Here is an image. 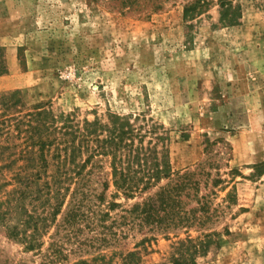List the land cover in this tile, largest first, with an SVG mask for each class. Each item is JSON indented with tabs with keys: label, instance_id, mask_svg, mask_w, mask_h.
<instances>
[{
	"label": "rangeland",
	"instance_id": "rangeland-1",
	"mask_svg": "<svg viewBox=\"0 0 264 264\" xmlns=\"http://www.w3.org/2000/svg\"><path fill=\"white\" fill-rule=\"evenodd\" d=\"M194 1L171 0L165 9L147 13L89 0H0V71L7 67L0 74V97L18 91L13 101H21L10 109L0 105V118L48 103L56 116L72 114L81 126L99 121L111 127L121 116L143 134L153 130V136L164 138L157 147L168 153L174 171L205 165L227 181L228 190L216 203L230 190L236 197L211 226L219 233L220 247L198 255L196 264H264V0H226L238 8L233 22L224 19L221 0H207L201 14L185 19V7ZM208 137L217 140L209 150ZM146 139L147 144L152 137ZM4 140L0 135V197L13 192L15 213L6 221L19 225L21 239L9 237L3 223L0 262L56 264L50 262L49 248L59 242L65 255L57 264L80 259L171 264L187 233L151 239L148 231L135 230L106 245L92 241L97 232L86 227L71 235L56 229L57 220L43 210L45 199L37 191L42 181L26 194L14 192L23 188L11 180L20 148L6 149L10 142ZM88 156L82 154V161ZM101 165L100 176L111 179L110 158ZM233 169L240 174H232ZM113 192L114 187L109 199ZM140 200L121 202L127 206ZM29 214L31 226H25L22 219ZM47 215L50 221L44 220ZM35 222L43 223L36 239L40 245L27 250L22 237L34 234ZM132 251L139 254L129 262Z\"/></svg>",
	"mask_w": 264,
	"mask_h": 264
},
{
	"label": "trees",
	"instance_id": "trees-1",
	"mask_svg": "<svg viewBox=\"0 0 264 264\" xmlns=\"http://www.w3.org/2000/svg\"><path fill=\"white\" fill-rule=\"evenodd\" d=\"M89 1L104 3L123 12L155 13L165 9L171 0ZM209 4L207 0L191 2L185 7V19H193ZM220 5L224 10V19L233 22L240 16L232 1L221 0ZM229 11L233 13L232 19L229 18ZM6 72L7 67H4L0 74ZM18 95V91L2 95L0 105L6 109H10L9 105L13 103L19 105V99L13 101ZM1 100H5L6 105ZM15 112L17 115L4 113L0 118V135L10 142L6 149L14 145L20 148L15 153L18 158L12 160L18 165L11 180H18L25 190L17 188L14 192L26 194L32 185H39L42 181L37 191L45 199L43 210L47 214L53 212L57 220L56 229H67L71 235L86 227L97 232L92 241L102 240V244L106 245L111 244L110 240L117 243L119 239L127 238L135 230L148 231L153 234L151 239L156 235L180 236L181 232L187 233L186 238L179 239L171 264H196L198 255L208 253L212 247H220L221 240L215 238L219 233L211 226L236 202L235 194L230 190L223 202L216 203L220 192L228 190L227 181L220 173L214 177L205 165L174 171L168 153H161L157 147L158 141L164 138L153 136V130L143 134L130 123L128 117L116 116L111 127L99 121H85L81 126L72 114H64L60 118L56 116L48 103L36 104L26 113L23 110ZM148 136L152 139L146 144ZM206 142L209 150L217 140L208 137ZM87 152L89 156L82 161V154ZM106 158H110L108 176L111 179L104 180L100 169L101 162ZM231 173L236 175L239 172L233 169ZM112 187L114 192L109 199ZM12 193L3 192L0 197V227L7 226L6 219L14 216L16 204L11 200ZM21 196H14V200L19 202ZM136 198L141 200L127 206L121 202L122 199L130 202ZM60 214L62 219L58 220ZM31 218L33 216L29 214L30 220L22 219V224L31 226ZM44 220L51 219L48 216ZM32 225L35 226L34 234H27L26 230L23 232L27 234L22 237L28 243L27 250L40 245L36 239L43 223L41 226L38 222ZM7 227L9 237L21 239L19 225ZM192 231L202 235L194 238ZM58 243H51L49 248L50 262L56 264L62 260L60 256L65 255L64 247H58ZM138 254L130 252L129 262L130 257ZM75 264L90 262L80 259Z\"/></svg>",
	"mask_w": 264,
	"mask_h": 264
}]
</instances>
